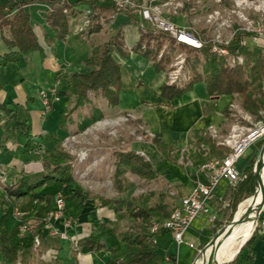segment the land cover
Segmentation results:
<instances>
[{
  "label": "crops",
  "instance_id": "1",
  "mask_svg": "<svg viewBox=\"0 0 264 264\" xmlns=\"http://www.w3.org/2000/svg\"><path fill=\"white\" fill-rule=\"evenodd\" d=\"M19 1L22 0H0V19L2 15L9 12ZM47 1L50 0H37L26 7L30 13L33 31L41 46V53H31L28 56L22 57L18 63L10 64L0 69V81L2 84L0 103L6 105L11 111L8 115L0 111V164L5 170V178L2 182L3 189L22 180H28L33 183L46 173L40 156L35 155L34 151L24 152L27 133H29L33 144L46 148V143L49 141L53 147L50 149L49 145L46 148L47 151L56 148L57 140L65 134L60 128L68 122V119L65 120L64 118L66 116L64 112L66 110L70 111L76 102L75 97L66 88L65 83L67 78L65 76L71 73L83 72L84 60L90 55L93 47L101 44V41H96V38L100 35H103L105 38V35H109L111 34L110 32L119 28L121 29L128 57L121 58L116 56V60L121 66V88L118 95V104L115 107H108L111 113H132L150 131L158 134L164 144H172V148L179 151L180 155L189 144L195 142L197 132L201 131L205 125L213 126L218 130L220 126L227 125L229 117L224 115V111L230 104V97L220 96L216 100H211L206 93L204 83L195 84L191 90L187 91L177 100L166 102L159 97V88L162 84L166 83V72L155 73L150 61L132 52V48L139 39L140 30L152 29L151 25H148V22L144 21L139 14L131 15L130 17L129 14L120 10H116L115 13L111 9V7H114L111 1L101 2L96 0L93 5L97 8L96 11L94 10L96 15L100 13L103 17L101 18L102 20L107 19L106 16L108 17V15H114L112 26L109 28L110 32L103 34V31H101L91 36L80 37L72 33L73 24H70L69 35L65 41L60 42L55 38L54 33L50 30L42 15V5L46 4ZM88 1L90 0H68L71 4H75L73 7L76 11L75 17L86 8H91L86 3ZM132 12L135 13L136 11L132 10ZM2 36L8 37L6 34H0V55L8 52L2 41ZM64 63H67V67L62 65ZM59 65L64 69V72H61ZM31 72H35V82L40 84L41 87L39 88L41 89L46 86H52L55 80L58 79L56 78L58 73H61L58 81L61 91L60 100L53 104L52 110L47 114H44L41 101L38 97L41 89L33 93L24 88L25 79L28 77V73ZM91 95L94 94H89L88 100L91 98ZM72 103L73 105L70 107ZM79 106L84 107V105ZM94 113L95 111L92 115H95ZM95 116L99 118V112ZM85 121L83 119V124ZM174 134H176V137H174ZM147 142L148 144H140L137 148L131 147L130 151H135L144 156L159 172V177L162 176L160 169H164L166 165L180 168L177 162H170L150 141ZM195 167H193L192 171H194ZM192 176L193 179H189L187 174L183 176L178 184V198L169 207H175L182 197L188 195L193 190L197 179L203 180V175ZM228 186L227 183L222 195L226 193ZM40 192L44 194V200L37 203L35 210H33L28 198H21L14 201V208L7 202V206L0 215V220L3 215H7L3 224L9 235L21 248V251L28 241L27 236L32 241L31 238L38 235L39 238H44L42 249L47 254L54 255L60 264H110V254L107 251H87L83 243L87 236H91L100 240L107 248H118V238L111 234L109 230L106 232L102 231L100 226L113 228V222L116 219L114 217L121 213L116 211V209L122 208L115 204L98 208L96 206L97 202H95L96 199H80L75 204V199L67 194L65 187L57 183L51 186H43ZM57 192H62L65 195L64 200L67 203L65 204V216L69 219L73 218L71 219V226L67 229V233L71 237H75L73 238L75 244L76 241L80 242L79 248H77L79 249L78 253L74 251L76 247L73 246L72 238L71 240L49 239L47 231H44L45 229H35L34 232L21 234L18 227L19 220L17 217H14L15 214L13 215V210L17 207L21 211L20 214L23 220L25 222L27 220L28 224L33 225L45 212L54 208V201L51 202V198ZM0 197L5 199L4 190L0 191ZM214 197L220 198L221 195L215 192ZM68 205L69 208L67 207ZM81 206L84 208L81 209ZM203 223L204 216L197 223L199 232L202 234L207 233V231L203 230ZM16 226L18 230L14 229ZM55 226L58 230L64 231L60 222H56ZM261 235L264 237V230H261ZM204 238L206 240L199 248L211 240V236L209 235ZM155 243L158 252L162 255V264H172L169 262L165 252L175 255L174 264H182V262L183 264H191L199 249L197 248V251L190 258L185 253L188 250L194 251L196 248H190L187 244H183L187 247V252L183 250L179 254V247L181 245L176 247L171 234L165 231L160 232L156 236ZM187 243L194 244L192 241H188ZM250 251L254 257L252 264H264L263 241L257 240L252 245Z\"/></svg>",
  "mask_w": 264,
  "mask_h": 264
},
{
  "label": "trees",
  "instance_id": "2",
  "mask_svg": "<svg viewBox=\"0 0 264 264\" xmlns=\"http://www.w3.org/2000/svg\"><path fill=\"white\" fill-rule=\"evenodd\" d=\"M34 1L37 0L19 1L9 12L1 16L0 34H3V30L8 32V37L2 36V41L8 52L0 55V69L18 63L22 57L31 53H41V46L33 31L30 13L26 8ZM95 2L96 0H90L86 3L96 11L97 8L93 6ZM46 3L52 6V11L43 15L46 24L54 33L55 38L63 42L70 33L71 18L76 16V11L73 9L75 4H71L68 0H65L61 5H56L51 1ZM64 9H67L68 13H64ZM111 9L115 11L114 7H111ZM100 31L98 15H93L91 24L84 35L91 36ZM247 35L240 32L227 47L230 55L241 56L243 59L241 64L233 66L229 65L224 58L214 54L211 51L210 44L204 45L199 50H194L176 44L172 37L158 29L140 30L139 39L132 48V52L150 61L155 73L166 71V67L170 62L169 54L163 53L158 58L159 51L165 43L169 44L171 50L179 48L193 53L195 63H198L200 58L203 59V73H199L196 67L193 66L191 67L189 79L181 86L162 84L159 88V97L162 100L166 102L177 100L191 90L195 84L204 83L206 93L211 100H216L220 96H236L241 109L258 119L260 118L259 113H264V50L256 46L249 48L245 45L242 40ZM116 56L128 57L120 28L115 30L104 43L92 48L90 55L84 60L83 72L71 73L65 76L67 78L66 88L76 99L74 108H77L81 102L86 101L89 94L104 99L108 107H115L118 104V95L121 88V66L116 60ZM1 89L2 84L0 81V91ZM0 111L7 115L11 113L6 105L2 103H0ZM224 115L229 117V106L225 109ZM207 128L208 125H205L201 131L197 132L193 150L188 154L193 166L204 164L211 159H222L229 152L228 148L215 144L208 136ZM150 142L167 160L173 163L177 162L180 152L174 150L172 144H164L158 134H154ZM35 148L37 147L31 142L30 135L27 133L24 152L34 151ZM256 155L257 150L253 152L252 156L255 157ZM40 157L46 169V173L41 178L33 183L22 180L9 187H4L5 199L11 204L12 208H14V201L28 198L33 210H35L37 203L44 200V194L40 192L41 188L55 183L65 187L67 194L75 199V204L80 199L95 200L98 198L90 196L74 179L71 166L73 156L61 147L45 151L41 153ZM113 157L115 160V179L124 180L127 174L144 182H152L159 178V172L152 164L135 151H115ZM254 163L255 159L249 158L241 178L228 187L230 200L226 211H230V217L254 193L256 185L253 173ZM110 204L119 205L120 201L99 198L96 206L101 208ZM171 210L172 208L165 202V195L162 193L159 194V201L154 206L142 207L133 201H128L125 204L124 212L132 220L130 228L118 229L100 226L102 231L109 230L111 234L118 238L119 247L107 248L100 240L91 236L84 239L83 246L87 251H107L110 254V264H162V255L158 252L155 243L158 234L150 231V224L154 220L165 219ZM116 211H120V209H116ZM6 216V214L3 215L0 220V264H17L21 248L9 235L3 224ZM261 222H264V208L257 217V226L251 237L228 264L253 263L254 257L250 251L252 245L257 240L264 242L261 227H259ZM165 255H167L170 263H175V255L167 252H165Z\"/></svg>",
  "mask_w": 264,
  "mask_h": 264
},
{
  "label": "rangeland",
  "instance_id": "3",
  "mask_svg": "<svg viewBox=\"0 0 264 264\" xmlns=\"http://www.w3.org/2000/svg\"><path fill=\"white\" fill-rule=\"evenodd\" d=\"M131 1L138 2V0ZM150 2L152 5H156L159 7L161 12L160 15L162 18L178 25L179 27H183L189 32L195 34L204 42V45H212L213 43H216L220 46L227 48L235 40L237 34H239L240 32H244L241 29L243 24L238 20L236 14L232 12L233 10H239V8L233 6V2L222 1L221 3H217L214 0H150ZM112 4L115 8V13L116 10H120L129 14L130 17L131 15L139 14L138 12H132V9H130L128 6H124L118 9V7L113 2ZM246 4L247 5L245 6V10H243V12L249 19L254 20L255 22L257 21L259 16H262L264 18V0H246ZM257 8L263 10V12H257ZM213 11L221 12L223 18L228 20L226 25L222 26L216 23L210 24L207 22L208 15ZM101 18L103 17L99 13L98 21L101 27V31H103V34H106V32H110L109 28L110 26H112V24L108 22L110 16H106L107 19L103 20V22ZM70 24H73V28L71 31L72 33H74V35L80 37H87L86 35H84V32L86 30L82 33H77L75 31V26L78 25V22L70 21ZM147 24L149 25L150 23ZM150 25L152 29L156 30V28L152 24ZM113 32L110 33L112 34ZM3 34H6L8 36V32L6 30H3ZM111 34L105 35V38L103 35H100L99 37H97L98 39L96 38V41H101L102 44L110 37ZM249 35L250 34L244 36L242 41L249 48H252L255 45L250 40ZM217 36H219L218 41L220 40V43L215 41ZM224 42H228L229 44H224ZM163 53L170 55V62L167 65L165 72H167L171 68L176 58L178 56H181V58H183L184 60L183 66L185 69V73L187 74L186 77L188 79L190 77L191 67L193 66L196 67V70L199 73H203V59L200 58L199 62L195 63V56L193 53L179 48H174L173 50H171L169 44L167 43L162 46L161 50L159 51L158 58L160 57L159 55H162ZM222 58H224L225 61L229 63V58ZM62 65H65L67 67V63H64ZM59 67L61 72H64V69L60 65ZM60 75L61 73H58L56 77L58 79L55 80L54 84L52 85L56 86L55 88L56 92L59 95V98L61 93L60 86L58 83ZM35 79V72L28 73V77L25 79L24 88L33 93H35L36 90L41 89L39 88L41 87L40 84H37L35 82ZM183 82L185 83V81ZM49 87L51 86H46L43 89H47ZM230 100V115L226 123L227 125L220 126L219 130L217 129L220 135H227L233 125H238L247 129H254L258 126L259 122L264 124L263 112L259 113L260 118L257 119L253 116H250L241 109L239 100L236 96L230 97ZM72 105L73 103L70 105V107H72ZM79 105H84V107H73V109L71 108L70 111L66 110L64 112L65 114H67L65 116V120L68 119V122L62 128H60V130H63L65 134L59 137V139L57 140L56 147H61L65 152L73 156L71 166L74 179L78 182V184L84 191L90 194V196L98 197L95 202L98 203L99 198H105L110 200L119 199L120 204L118 206L122 209H120L119 211L121 213L114 217V219H116L113 222V228L126 229L131 227L132 220L123 211L125 209L126 202L133 201L134 203L142 207L154 206L159 201V194L162 193L165 195V202H167V204L170 206V204H172L174 200H177L178 198V184L183 178V176L187 174L189 179H193L192 175H200L196 172V167L194 168L195 172L192 171L194 166L189 161L188 154L193 150V144H189L188 147L181 153V155H179V158L177 160V163L180 168L176 166L166 165L164 169H160L162 176H160L155 181L144 182L133 177L130 174H127L124 180L115 179V160L113 157V153L119 150H130L131 147L137 148L140 146V144L143 143L148 144L147 141H150V139L153 138L154 132L150 131L146 127V125L139 118H136L132 113H111L110 109L105 103V100L99 96L91 95V98H89L88 102L83 101ZM42 108L44 114H47L52 110L53 106L48 111L44 108L43 105ZM92 110L95 111V115L97 112H99V118H97L95 115H92V113L94 112ZM83 119L86 120L84 124L82 122ZM69 123L71 124L69 125ZM245 133H247V130H245ZM263 145L264 137L254 142L253 145L246 150L243 157L236 164V168L240 172H243L249 158H254L256 162V159ZM35 146L37 148H35L33 153L37 156H40L41 153L47 151V147H49L50 149L51 147H53L49 143V141H47L46 143V148H42L38 145ZM256 150L257 155L253 157L252 154ZM3 181L0 182V191L3 190ZM196 181H198V179ZM226 186L227 183L223 180L219 183L215 192L218 195H221V197L212 198L209 206L207 207V213L201 212L200 216L196 218L195 222L189 227L184 236V240L186 242L192 241L194 243L193 245L196 250H188L187 252V247L182 244L179 247V254H181L184 250V252H187L185 254L189 255L191 258L193 253L197 251V248H199L206 240L204 237H208L209 235L212 238L213 235L220 229V235H222L229 227L228 224L233 219L237 209L231 217L230 211H226L230 200L229 191H226V193L222 195ZM64 196L65 195L62 192H57L55 193V196L51 198V202H53L58 197L64 199ZM248 200L249 202L242 208V210L245 209L248 205H250L252 197H250ZM6 206V199L0 197V215ZM67 207L69 208V205ZM82 208L84 207L81 206V209ZM16 212L21 213V211L18 210L17 207L13 210V215ZM47 212H45V214ZM45 214L40 219H42ZM203 216V230L207 231L208 235L207 233L202 234L199 232V227L197 223ZM243 217L244 214L241 212L238 218L240 222L234 227V230L228 236L221 240L219 246L224 245L227 242L228 237L240 228L243 222ZM71 219L73 218L71 217L70 220ZM23 221L25 222V220ZM255 221L257 223V219ZM18 227L16 226L14 227V229L18 230ZM59 232L62 231L59 230ZM47 234V237L49 239H61L59 236H51L48 231ZM27 238L28 241L26 242V245L23 246V249L19 255V262L17 264H60L58 259H56L54 255L47 254V252L42 249V241L44 240V238L40 237V245L37 247L34 245L33 237L31 238L32 241L29 240V236H27ZM73 238L75 237L72 236L73 246L79 248L80 242L76 241L75 244V240ZM207 243H205L201 248L198 249L193 263L196 261V259H198L199 251L202 250V248H204ZM78 251L79 249H76L75 253H78Z\"/></svg>",
  "mask_w": 264,
  "mask_h": 264
},
{
  "label": "built area",
  "instance_id": "4",
  "mask_svg": "<svg viewBox=\"0 0 264 264\" xmlns=\"http://www.w3.org/2000/svg\"><path fill=\"white\" fill-rule=\"evenodd\" d=\"M50 1L56 5H61L65 2V0ZM98 1L105 2L107 0ZM111 1L118 7V9L128 6L133 11L138 12L144 21L152 24L156 29L167 33L175 40L176 44L194 50H199L204 46V42L195 34L162 18L159 7L152 5L150 0H138V2L131 0ZM214 1L217 3H221L222 1L233 2V6L239 8V10H233L232 12L236 14L238 20L243 24L241 29L250 34V40L256 47L264 50V18L259 16L255 22L254 20L249 19L243 12L247 5L246 0ZM51 11V4L46 3L42 5V15ZM256 11L263 12V10L258 8ZM63 12L68 13V10L64 9ZM93 15H96V13L92 8L88 7L82 11L77 18H71V21L78 22V25L75 26V31L77 33H82L87 30L91 24V17ZM113 19L114 15L110 16L108 22L112 24ZM207 22L224 26L228 20L223 18L220 11H213L208 15ZM218 37L219 36H217L215 41L220 43ZM227 43L228 42H224V44ZM211 48L216 55L229 58L228 64L231 66L243 62L241 56L230 55L228 49L223 46L213 43ZM159 56H161V54ZM183 64V58L178 56L171 68L166 72V84L181 86L182 83H184L183 81L186 82V80H188ZM55 87L56 86H51L39 92V98L47 111L51 109L54 103L60 100ZM207 130L209 136L215 141V143L218 146L228 148L229 152L222 159H211L204 164L196 166V172L203 175V180H198L195 183L193 190L180 199L179 203L172 208L171 212L165 219L154 220L150 224V231L154 234H159L163 231L169 232L176 247H179L182 244H187L190 248H194L192 243H187L184 240V236L192 222L200 216L201 212L207 213L208 204L212 200L215 191L222 180H225L228 185H232L241 178L243 172H240L236 168V164L254 142L264 137V124L261 122H259L258 126L254 129H247L238 125H233L230 128L229 133L225 136L220 135L217 128L213 126H208ZM245 130H247V133H245ZM4 178L5 170L0 164V182L3 181ZM15 216H17L19 220V231L21 234L34 232L35 229H45L51 236H59L64 240H71L72 238L67 233V229L71 226V220L65 216V202L61 197L56 198L54 200V208L50 209L42 219L38 220L33 225L24 222L20 213L16 212ZM56 222H60L64 231L59 232L58 228L55 226ZM259 227H261V230H264V222H261ZM33 241L36 247L40 245V238L38 235L34 236ZM76 249L77 248L74 250L76 251Z\"/></svg>",
  "mask_w": 264,
  "mask_h": 264
},
{
  "label": "bare ground",
  "instance_id": "5",
  "mask_svg": "<svg viewBox=\"0 0 264 264\" xmlns=\"http://www.w3.org/2000/svg\"><path fill=\"white\" fill-rule=\"evenodd\" d=\"M264 145L260 150V161L256 165V188L255 194L252 195V201L245 209L242 208L249 202L246 200L235 213V219L238 220L241 212L244 214L247 210L250 212L246 215L247 218L243 219V222L240 228L233 234L228 237L227 242L219 246L221 240L228 236L233 230L234 227H228L226 231L217 238L216 243L212 246L206 245L204 250L200 251L198 259L193 264H225L228 263L232 258L236 256V253L242 244V242L250 236L256 220V213L251 212L254 208L260 204L261 200L264 198ZM221 231V229H220ZM220 233V232H219ZM219 235V234H218Z\"/></svg>",
  "mask_w": 264,
  "mask_h": 264
},
{
  "label": "water",
  "instance_id": "6",
  "mask_svg": "<svg viewBox=\"0 0 264 264\" xmlns=\"http://www.w3.org/2000/svg\"><path fill=\"white\" fill-rule=\"evenodd\" d=\"M174 137H176V134H174ZM259 161H260V153H259V155H258V157H257V159H256V162H255V165H254V170H253V173H254L255 179H256V165L259 163ZM255 188H256V185H255ZM254 194H255V191H254L253 195H254ZM263 208H264V198L261 200L260 204L257 205V206L254 208V210H251V212H255V213H256V217H258L259 214H260V212L263 210ZM249 212H250V210H247L246 213H245V216H244L242 219L247 218L246 215H247ZM256 219H257V218H256ZM238 222H239V221H237V220L235 219V215H234L233 219H232L231 222L228 224V226H230V227H234ZM255 227H256V221H255V226H254V228H253V230H252L250 236L247 237V238L242 242V244L240 245V247H239V249H238L236 255L240 252V250H241L242 246L245 244V242L251 237V235H252V233H253ZM219 232H220V230H219L218 232H216V233L213 235V237H212L211 240L207 243V245L212 246L214 243H216ZM205 246H206V245H205ZM204 248H205V247H204ZM204 248H202V251L204 250ZM200 251H201V250H200ZM200 251H199V253H200ZM198 255H199V254H198ZM235 257H236V256H235ZM235 257H234V258H235ZM234 258H232L230 261H232ZM230 261H229V262H230Z\"/></svg>",
  "mask_w": 264,
  "mask_h": 264
}]
</instances>
